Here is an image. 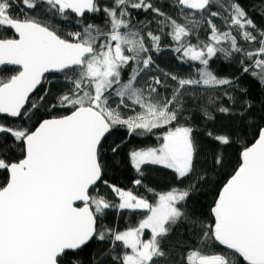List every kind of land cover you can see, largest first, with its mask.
<instances>
[{"label": "snow or ice", "instance_id": "obj_1", "mask_svg": "<svg viewBox=\"0 0 264 264\" xmlns=\"http://www.w3.org/2000/svg\"><path fill=\"white\" fill-rule=\"evenodd\" d=\"M0 264H264V0H0Z\"/></svg>", "mask_w": 264, "mask_h": 264}, {"label": "trees", "instance_id": "obj_2", "mask_svg": "<svg viewBox=\"0 0 264 264\" xmlns=\"http://www.w3.org/2000/svg\"><path fill=\"white\" fill-rule=\"evenodd\" d=\"M247 3L248 0H245ZM162 64H168L172 60V56L170 52H165L161 55L159 58ZM135 142V141H134ZM122 185H127L129 184L130 178L132 176V173L129 169L127 168H120L117 172L113 174ZM154 180L161 181L162 182V177L154 176ZM201 200L205 199L204 197L200 198Z\"/></svg>", "mask_w": 264, "mask_h": 264}]
</instances>
